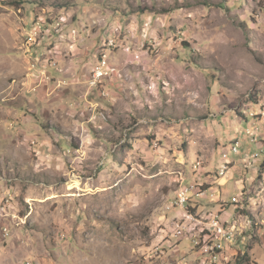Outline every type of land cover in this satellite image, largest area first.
I'll use <instances>...</instances> for the list:
<instances>
[{"label": "rangeland", "instance_id": "obj_1", "mask_svg": "<svg viewBox=\"0 0 264 264\" xmlns=\"http://www.w3.org/2000/svg\"><path fill=\"white\" fill-rule=\"evenodd\" d=\"M263 98L264 0H0V264H264Z\"/></svg>", "mask_w": 264, "mask_h": 264}, {"label": "built area", "instance_id": "obj_2", "mask_svg": "<svg viewBox=\"0 0 264 264\" xmlns=\"http://www.w3.org/2000/svg\"><path fill=\"white\" fill-rule=\"evenodd\" d=\"M34 33H31V39L33 40ZM51 66H53L56 70V63H51ZM106 70H110V68H102L101 72L99 73V76L103 75V72ZM42 73H46L43 72ZM37 78V77H35ZM48 81H49V75H48ZM257 155V154H255ZM200 189H196V186L193 184L185 185L182 187V192L177 193V196L175 197V205L179 207H184L187 203V194H195L197 196H202V191H199ZM204 193L209 194L208 196L210 198L213 197V193L210 192L209 189H205ZM234 201V199H233ZM0 210H2V217H0L1 222L3 223L1 225V235L3 238H7L11 234V224L9 223L10 219L14 217L12 214V208L10 207V203H1L0 202ZM187 218L194 219L192 215H188ZM214 224V223H210ZM178 227V235L182 234V232L185 231V225L177 226ZM264 231V225L262 227ZM234 235H229L224 232H221L220 237H213V235H203L201 238H194L193 241V247H198L199 250L196 253L200 259L198 260V264H220L218 262V258H221V254L224 250L223 243L228 242L230 243L231 240H233Z\"/></svg>", "mask_w": 264, "mask_h": 264}, {"label": "crops", "instance_id": "obj_3", "mask_svg": "<svg viewBox=\"0 0 264 264\" xmlns=\"http://www.w3.org/2000/svg\"><path fill=\"white\" fill-rule=\"evenodd\" d=\"M87 32H88V30H86V29H83L82 30V33L80 35V40L79 41H80V44H81L82 47L83 46H86V47H88V50H89V48L92 46V44H90V43H94V41H93L92 35L87 34ZM65 64L67 65V63H65ZM262 103H264V98L262 99ZM261 105L262 104H260V107H261ZM262 128H263L262 132L264 134V125H263ZM238 131H239V133L242 132L240 130H238ZM244 143H245V148L244 149L246 151H252L251 150L252 149V145L255 146V147H257V148H259V145L257 143L248 142L247 139H246V141H244ZM263 150H264V148H263Z\"/></svg>", "mask_w": 264, "mask_h": 264}, {"label": "trees", "instance_id": "obj_4", "mask_svg": "<svg viewBox=\"0 0 264 264\" xmlns=\"http://www.w3.org/2000/svg\"><path fill=\"white\" fill-rule=\"evenodd\" d=\"M239 261L236 262V264H249L250 263V257L247 252H245L243 255L238 256Z\"/></svg>", "mask_w": 264, "mask_h": 264}, {"label": "bare ground", "instance_id": "obj_5", "mask_svg": "<svg viewBox=\"0 0 264 264\" xmlns=\"http://www.w3.org/2000/svg\"><path fill=\"white\" fill-rule=\"evenodd\" d=\"M103 59H105V56H104V58ZM103 66H104V68H109V66L107 65V63H106V61L105 60H103ZM108 71L109 70H106L105 72L106 73H108ZM101 71H99V73H100ZM201 166V163L200 162H197V164H196V167H197V169H199V167ZM182 192V190L180 191V193ZM187 200H188V196H187ZM214 221V220H213ZM214 223V222H213ZM219 229V228H218ZM221 229V228H220Z\"/></svg>", "mask_w": 264, "mask_h": 264}]
</instances>
